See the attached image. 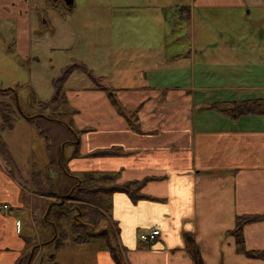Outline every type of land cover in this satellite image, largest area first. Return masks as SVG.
<instances>
[{"label": "crops", "instance_id": "1", "mask_svg": "<svg viewBox=\"0 0 264 264\" xmlns=\"http://www.w3.org/2000/svg\"><path fill=\"white\" fill-rule=\"evenodd\" d=\"M61 2L0 1V20L18 28V56L30 61L33 48L71 51L72 63L64 66L85 64L100 80L75 70L69 79L76 80L66 88L65 82L59 108L71 130L39 114L32 121L17 117L14 130L25 126L32 140L39 133L46 140L39 155L46 163L38 170L54 165L58 173L63 154L71 172L117 175V185H141L136 201L113 194L105 219L126 264H264V257L246 254L264 252V218L243 227V248L235 235L239 218L264 216V113L222 112L264 100V0L181 2L176 7L185 31L173 27L172 15L141 13L166 6L159 0H73L64 16ZM92 6L106 15L84 13ZM41 11L50 20L43 24L58 18L61 29L34 34ZM25 42L24 50L18 48ZM77 71L86 78L73 76ZM4 140L22 178L0 158V264H20L33 239L22 232V222L29 225L38 214L24 191L37 156L27 146L33 159L25 169ZM104 151L115 153L96 155ZM153 229L161 235L143 244L141 235ZM95 254L93 264H116L103 245Z\"/></svg>", "mask_w": 264, "mask_h": 264}, {"label": "rangeland", "instance_id": "2", "mask_svg": "<svg viewBox=\"0 0 264 264\" xmlns=\"http://www.w3.org/2000/svg\"><path fill=\"white\" fill-rule=\"evenodd\" d=\"M4 2L5 0H0ZM153 2H157V0H151ZM162 2V7L158 8H149V9H141V13L145 14H152L154 10L156 9L157 14L162 16H171V19L173 20V27L178 26L179 29L186 30V27L184 25V22L186 23V20L181 18V11H179V8L176 7L177 5H180L181 2L187 1V0H159ZM170 2L172 3L173 7H169ZM78 3V2H77ZM60 12L64 16L67 12H69L70 6L65 5V2H61ZM14 5V3H13ZM96 6H92L89 8H86L87 15L92 14L93 16H105L106 14L102 12L100 14V9L95 8ZM80 8V6H76L75 9ZM75 11L74 14H77ZM83 14V13H82ZM39 22V30H34V34L41 36L43 32H49V34H52L54 30L61 29L62 25L60 22V19L56 18V21L54 24L47 25L43 24L46 20L49 19L48 14H45L43 11H41L40 20ZM50 23V20H48ZM183 21V22H182ZM23 24L20 25V30H24V28H21ZM55 25V26H54ZM99 25V24H98ZM250 30H253L254 33H258L259 30H257L256 27L249 26ZM247 28V29H248ZM188 31V30H187ZM26 32V30H24ZM93 34H97L95 31H92ZM100 33V31L98 32ZM18 35V28L16 23L13 21H3L0 20V88L3 89H14L16 90V94L19 100V109L16 107L15 101H8L11 102L17 115L22 116L23 113L28 116H34L40 113H44L46 115L52 116L55 119L62 120V121H68L69 118L65 116L64 107L59 108V105L55 106L53 110H45L46 112H43L40 108L41 101L46 102L50 100L53 97L54 93V87L52 85V82L55 78H58L61 73L62 69L61 67L66 68L64 65L71 64L72 61L70 60L72 55L71 51H53V50H44V51H36L35 48H33L31 60L27 61L21 56H18L16 54V36ZM24 35V33H23ZM257 38V35H255ZM25 37V36H24ZM184 41V40H183ZM21 44V43H20ZM22 45V44H21ZM49 48H55L53 45H49ZM26 42L23 46H18V48L25 49ZM47 46V48H48ZM59 45L56 44V47ZM93 48V47H92ZM96 50V48H93ZM84 49H82L79 53H81ZM67 62V63H66ZM66 63V64H64ZM63 68V69H64ZM73 76H83L86 78L85 74L81 71H77L74 73ZM76 77H72L69 79V81L65 84V88L69 87L68 84L70 82L75 81ZM29 84H32L28 86ZM0 96H2L0 94ZM11 96V95H10ZM13 96V94H12ZM35 100V101H34ZM1 101V100H0ZM36 102V103H35ZM52 109V107H51ZM14 122V127L16 121ZM3 120L0 115V126L2 125ZM7 130L3 132V137L6 138L8 143L11 145L12 148H14L16 155L18 156V159L21 161V165L23 168H27L31 166V154L30 151L27 152V146L32 144L34 147L35 155V168L38 170V167L45 165L46 161L39 157L41 154V146L42 143L46 144V140L44 137H42V133L38 134V137L36 136L34 140L31 139V135L29 131L25 128V126L19 125L16 130ZM14 132H11L13 131ZM40 144V147H39ZM18 153V154H17ZM66 155H69V149L67 150ZM38 158V161H37ZM33 159V158H32ZM38 166H37V165ZM63 164L66 167L67 171L71 175L84 177L87 172H80L75 173L71 172V168L69 166L68 156H64L63 158ZM52 169L50 171L51 177L53 178L54 182V191L57 193L55 197L51 196H43L40 191V177L35 178L34 174H32V177L30 178L28 183H25V192L27 194L32 195L33 202L35 204L34 212L38 209V214L35 213L34 219L30 222L29 225L26 221H23V230L22 232L27 234L30 238V250L27 256L23 257L20 264H29L32 262V264H93V259L95 258V253L98 249L99 245L105 246L107 248L112 256L113 253L117 254L119 256L120 263L119 264H126L124 261V251L120 247V244L117 239V233L115 230H113L110 227H107V221L103 220L101 223L98 224L96 227V230L93 229L91 233H103L106 228L109 230L110 237L107 239H95L92 241V243L77 247L73 240L70 238L67 241H59L57 238L61 235V230L66 233H71V223L62 221L60 224V227H58V233L56 239H53V227L51 225H48L44 222V217L47 215V210H49V206L51 203L55 201V204H60L64 201L66 202V209L68 213V217L72 220V225L74 224V218L77 217L78 213L76 211V206H79L78 202L66 200V196L68 192L71 190L72 186L75 184V181L69 178L66 175H63V173L60 171V168L58 169V173H52L54 165L51 166ZM14 176L21 177L17 171H14ZM22 178V177H21ZM45 194L50 195L51 189L49 186L44 187ZM43 197H42V196ZM31 199V198H30ZM40 201L43 202L42 206V213H40ZM51 207V206H50ZM69 208L71 211H68ZM56 216L51 218L50 220L53 221L57 216L61 217L62 211L59 209L56 210ZM104 211H106L104 209ZM107 212V211H106ZM29 212H27V216H29ZM58 219V218H57ZM106 219V218H105ZM25 227V228H24ZM25 229V230H24ZM72 237V236H71ZM57 240V241H56ZM47 242V244H43V242ZM42 244L44 245L42 248ZM115 260V259H114ZM116 261V260H115ZM116 264H118L116 262Z\"/></svg>", "mask_w": 264, "mask_h": 264}, {"label": "trees", "instance_id": "3", "mask_svg": "<svg viewBox=\"0 0 264 264\" xmlns=\"http://www.w3.org/2000/svg\"><path fill=\"white\" fill-rule=\"evenodd\" d=\"M75 70H81L85 72L89 77H91L95 82L99 83L100 80L93 76L92 72L89 70V68L85 64H73L71 66H68L64 69H62V73L58 78H55L52 82L54 87V95L53 97L45 102V103H38L40 105V108L43 112H46L45 110H53V108L57 105H59L62 92H63V86L65 82L69 79L71 74ZM0 94L2 96H12V101L14 100L16 103L17 109H19V100L17 102L16 98V90L14 89H3L0 88ZM35 101V100H34ZM36 103V102H35ZM52 107V109H51ZM222 112L229 116H239V115H250V114H263L264 113V100H255V101H244L242 103H239L237 105H230L225 108H223ZM0 115L2 117L3 123L0 126V158L2 159L3 163L5 164L6 168L9 170V172L12 174L15 171L16 165L14 163V160L10 154L8 145L3 137V132L7 130H12L14 128V122L17 119L18 115L12 105L11 102H8L6 100L0 101ZM23 116L27 118V120L32 121L35 118H30L26 116L23 113ZM44 116L47 119L62 125L69 130H71L69 124L66 121L58 120L53 118L52 116L46 115L44 113H40L37 117ZM77 140V139H76ZM115 153L113 151H104V152H98L96 155H108ZM62 160H60V171L63 173V175L68 176L72 180L75 181V184L72 186L71 190L68 192L66 196V200L76 201L78 202L79 206H76V211L78 213L77 217L74 218V224L72 225V220L70 217H68L67 210L66 209V202L63 205L55 204V201L50 204L48 207L49 210H47V215L44 217V222L48 225H51L53 227V239H56L58 233V227H60V224L62 221L71 223V233H66L61 230V235L57 238L59 241H67L68 239H72L73 243L77 247H82L85 245L90 244L95 239H105L109 238V230L106 228V230L103 231V233H91L93 229L96 230V227L99 223H101L106 218V214L109 212L110 209V197L115 193H126L128 194L133 200H138L142 198L139 195V190L141 189V185H137L134 183H129L126 185H117V175H109L104 174L101 176H96L95 174L87 173L84 177H79L75 175H71L66 167L63 164V154ZM52 165H49L44 170H37L35 169L33 171V174L35 178L40 177V191L44 197L45 196H51L55 197L57 193L54 191V182L53 178L51 177V167ZM49 186L51 189V194H45L44 187ZM41 195V196H42ZM42 196V197H43ZM56 210L62 211V216L55 218V220L51 221L50 219L56 216ZM104 209L107 211H104ZM68 211H71L69 208ZM264 218V216H244L239 218L237 228L235 231V235L237 238L238 245H240L243 248V227L250 223H256L261 221ZM107 227H110L113 229V226L110 224H107ZM114 230V229H113ZM72 236V237H71ZM56 240V241H57ZM43 244H47V242H43ZM246 254L250 257L259 258L264 257V252H246ZM113 257L116 260V262L119 264V256L117 254L113 253ZM119 257V258H118ZM30 264V263H29Z\"/></svg>", "mask_w": 264, "mask_h": 264}, {"label": "built area", "instance_id": "4", "mask_svg": "<svg viewBox=\"0 0 264 264\" xmlns=\"http://www.w3.org/2000/svg\"><path fill=\"white\" fill-rule=\"evenodd\" d=\"M5 209H8V206L5 205L4 206ZM161 235V232L160 230H156V229H153L151 232L149 233H143L140 237L141 239V242L143 244H146V245H153L156 241H157V238Z\"/></svg>", "mask_w": 264, "mask_h": 264}, {"label": "water", "instance_id": "5", "mask_svg": "<svg viewBox=\"0 0 264 264\" xmlns=\"http://www.w3.org/2000/svg\"><path fill=\"white\" fill-rule=\"evenodd\" d=\"M68 6H71L73 4V0H63ZM17 102H18V97L16 94ZM64 201L60 203V205H63Z\"/></svg>", "mask_w": 264, "mask_h": 264}]
</instances>
